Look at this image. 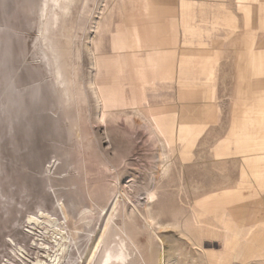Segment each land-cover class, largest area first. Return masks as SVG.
Listing matches in <instances>:
<instances>
[{
    "label": "rangeland",
    "instance_id": "rangeland-1",
    "mask_svg": "<svg viewBox=\"0 0 264 264\" xmlns=\"http://www.w3.org/2000/svg\"><path fill=\"white\" fill-rule=\"evenodd\" d=\"M241 5L0 0V264H160L163 245L166 264H260L219 252L226 232L264 225V206L208 209L239 163L177 137L175 81L136 68L157 47L206 48Z\"/></svg>",
    "mask_w": 264,
    "mask_h": 264
},
{
    "label": "crops",
    "instance_id": "crops-1",
    "mask_svg": "<svg viewBox=\"0 0 264 264\" xmlns=\"http://www.w3.org/2000/svg\"><path fill=\"white\" fill-rule=\"evenodd\" d=\"M148 1L151 9L161 0ZM238 1L243 10L238 12L239 21L225 27L222 37L209 38L206 48L180 45L173 52L157 47L138 58L136 65L143 82L163 79V85H169L175 81L177 137L183 131L192 141L207 136L208 142L222 143L215 145V152L221 150L217 158L239 163L238 181L209 197L218 201L222 196L220 203L208 208L223 211L221 217L232 208L249 211L264 206V0ZM134 37L141 42L137 29ZM127 47L114 46L119 51ZM153 124L164 133L159 118L154 117ZM231 252L245 263L264 264V225L226 232L219 254L224 261Z\"/></svg>",
    "mask_w": 264,
    "mask_h": 264
},
{
    "label": "bare ground",
    "instance_id": "bare-ground-1",
    "mask_svg": "<svg viewBox=\"0 0 264 264\" xmlns=\"http://www.w3.org/2000/svg\"><path fill=\"white\" fill-rule=\"evenodd\" d=\"M116 204H117V202H116V200L115 201H113V203H112V206L110 207L111 208V210H109V212H108V214H107V217L108 218H106L107 219V222L113 217V211H114V209H115V207H116ZM134 208L135 209H137V207L134 205ZM138 210V209H137ZM107 225V223L105 224V226ZM104 226V227H105ZM104 229V228H103ZM98 240L96 241V243L94 244V246L92 247V249H91V251H90V253H89V257H88V259L87 260H89V258L94 254V252H95V249H96V247H97V245H98ZM166 256H165V247H164V245H163V248H162V253H161V258H160V264H166V258H165Z\"/></svg>",
    "mask_w": 264,
    "mask_h": 264
}]
</instances>
